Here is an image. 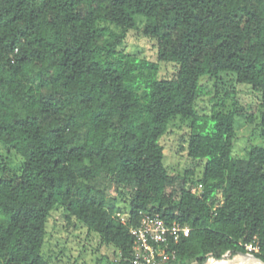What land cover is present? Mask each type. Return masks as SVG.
<instances>
[{
	"label": "trees",
	"instance_id": "trees-1",
	"mask_svg": "<svg viewBox=\"0 0 264 264\" xmlns=\"http://www.w3.org/2000/svg\"><path fill=\"white\" fill-rule=\"evenodd\" d=\"M132 30L155 59L123 49ZM226 74L260 93L264 134V0H0V146L20 158L0 162V264H50L56 205L114 248L110 264H133L144 212L190 229L168 264H264V146L233 155L237 120L254 117ZM203 79L223 92L207 113ZM176 119L181 148L203 161L177 195L160 144Z\"/></svg>",
	"mask_w": 264,
	"mask_h": 264
},
{
	"label": "rangeland",
	"instance_id": "rangeland-1",
	"mask_svg": "<svg viewBox=\"0 0 264 264\" xmlns=\"http://www.w3.org/2000/svg\"><path fill=\"white\" fill-rule=\"evenodd\" d=\"M124 39L123 49L126 52L138 54L148 59H155V53L152 47V41L145 38L140 30H132L127 33ZM177 67L171 63H161L158 75L162 78L175 77ZM211 90L210 94L201 95L197 102V109L207 113L214 104L218 105L223 97L222 88H219V95H215L211 83L202 80ZM224 87H231L234 91V99L244 108L248 115L254 117L252 122H246L239 118L236 123L235 140L233 146V155L243 157L247 148L251 144L264 146V134L258 126L259 100L260 93L253 90L251 86L242 83H236L231 75H224ZM214 97V99H213ZM224 107L231 108V100H224ZM187 128L178 119L171 122L167 132L160 138V144L164 152V165L166 166L170 177L173 178V184L170 189H174L177 195L182 187L194 190L195 181L201 173L202 162H194L183 147L185 143ZM5 161L10 167L18 168L20 158L13 153L7 152L0 146V162ZM192 170L193 175L188 174ZM193 181V182H192ZM104 180L101 178L100 184ZM105 184V183H104ZM109 194L113 193V187L107 188ZM64 210L56 205L50 211L46 224V238L42 252L50 259V264H110L116 258L115 250L112 246L102 244L98 237L93 234H86L85 227L73 226L72 221L66 222ZM245 261H242L243 264ZM207 264H218L213 260H208Z\"/></svg>",
	"mask_w": 264,
	"mask_h": 264
},
{
	"label": "built area",
	"instance_id": "built-area-1",
	"mask_svg": "<svg viewBox=\"0 0 264 264\" xmlns=\"http://www.w3.org/2000/svg\"><path fill=\"white\" fill-rule=\"evenodd\" d=\"M189 230L187 226L165 223L156 215L142 213L140 225L130 228L134 237L133 264H168L174 259V251L167 249L169 242H176L181 236L187 237ZM246 247L251 249V246Z\"/></svg>",
	"mask_w": 264,
	"mask_h": 264
}]
</instances>
